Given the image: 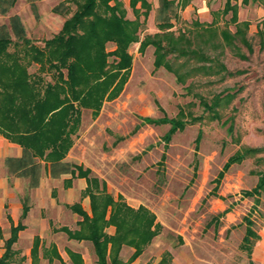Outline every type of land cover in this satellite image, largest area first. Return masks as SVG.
<instances>
[{
    "label": "rangeland",
    "instance_id": "374dc122",
    "mask_svg": "<svg viewBox=\"0 0 264 264\" xmlns=\"http://www.w3.org/2000/svg\"><path fill=\"white\" fill-rule=\"evenodd\" d=\"M82 1L0 0V31L15 42L7 50L27 52L31 76L54 81L47 63L40 66L30 58L33 46L43 48ZM181 1L163 11L160 0H109L134 19L139 38L128 46L132 63L121 91L104 99L95 116L91 108L81 107L62 161L36 157V172L24 169V174L16 171V162L4 159V164L9 175L29 177L20 194L29 207L28 188L43 169L47 177H62L71 174L72 163L89 167L99 183L104 180L107 192L127 204L147 207L155 215L157 232L132 259L134 248L122 244L120 264H156L160 258L163 264H264V188L258 195L244 193L264 171V0ZM96 12L104 13L102 4ZM156 32L183 40L189 52L201 45L208 58L168 53L164 61L172 66H154L155 46H140V40ZM105 45L110 50L115 43ZM43 84H38L40 91ZM146 115L187 122L165 141L169 123L142 122ZM249 148L254 149L218 175L228 156ZM86 195L81 188L74 202L83 206ZM52 202L40 201L42 206L27 219L19 217L35 228L34 236L26 245L25 237L15 244L16 236L6 264H98L88 238L69 237L60 229L62 223L82 232L87 226L80 227L74 213L73 219L68 212L57 220ZM246 215L258 234L249 250L242 243ZM37 218H44L43 229ZM105 230L113 233L115 227ZM6 238L0 225V255Z\"/></svg>",
    "mask_w": 264,
    "mask_h": 264
},
{
    "label": "trees",
    "instance_id": "16d2710c",
    "mask_svg": "<svg viewBox=\"0 0 264 264\" xmlns=\"http://www.w3.org/2000/svg\"><path fill=\"white\" fill-rule=\"evenodd\" d=\"M160 1L163 11L174 3V0ZM241 1L247 3L249 0ZM142 2L145 4L146 0ZM186 2L187 0H182L181 4ZM100 4L103 5L104 13L96 12ZM233 6L234 4L229 5L235 13ZM169 35V32H156L145 34L140 40V46L149 43L155 46L154 66L162 63L172 66V62L164 61L168 53L176 56L189 54L197 58L205 55L201 45H198L196 51L189 52L183 40L173 39ZM109 40L115 46L107 50L105 43ZM138 40L134 19L125 17L116 4H111L109 0H83L64 19L59 31L45 40L43 48L33 46L34 52L30 58L38 61L40 66L47 63V67L55 75L52 82L39 75L31 76L26 66L27 52L20 54L8 51V46L15 42L5 31H0V134L22 148L20 156H7L5 161L16 162V171L20 174L25 171L36 172V157L44 159L46 163L62 161L72 145V134L77 130L81 107L91 108L92 115L95 116L104 99L113 98L121 91L132 63L128 46ZM109 56H112L111 60ZM41 81L44 84L40 91L38 84ZM141 118L142 122L169 123L163 135L165 141L187 122L166 115H146ZM200 138L201 131L198 130L195 148ZM252 149L254 148L228 156L218 175H222L232 162L244 157ZM163 157L164 154L161 155ZM9 167L11 169L10 165ZM70 172L72 176L85 177L87 184L84 190L89 195L91 214L79 203L67 204L81 216L77 224L80 227L86 225L87 230L82 232L66 225H61L60 229L69 237L88 238L92 242L98 264H120L118 252L122 244L134 248L129 259L136 257L157 232L155 215L144 205L134 207L120 196L114 198L106 191L104 180L99 183L97 176L90 175L89 167L72 163ZM263 188L264 171L254 186L244 190V193L258 195ZM28 207L25 198L21 218L25 216ZM110 224L115 227L113 233L105 230ZM23 226L20 220L11 224L10 235L5 239V250L0 255V264H6L9 248L17 231ZM255 237L258 234L252 227L250 216L246 215L243 246L249 250ZM156 264H163V258Z\"/></svg>",
    "mask_w": 264,
    "mask_h": 264
},
{
    "label": "crops",
    "instance_id": "0c3cea01",
    "mask_svg": "<svg viewBox=\"0 0 264 264\" xmlns=\"http://www.w3.org/2000/svg\"><path fill=\"white\" fill-rule=\"evenodd\" d=\"M21 153L22 148L18 143L10 141L0 134V225L3 229V233H5V237L7 238L10 235L11 224H16L19 221L22 211L20 194L24 191L25 186H27L29 177L9 175V172H7V166L4 164V159L7 156H20ZM66 180H69V185L67 184V187H64ZM34 182L35 183H32L33 185L28 188L31 205L24 216L25 219H27L32 212L42 206L39 205L40 201L45 200L48 202L49 199H53L54 202L52 203L58 207L56 208L55 218L59 220V218L61 219L62 217V213L65 215L69 212L71 219H73L74 213L77 215V217L74 218L77 223V220L80 219V215L73 211L67 204H72L75 200H77L78 191L81 190V188H85L87 184L85 177L77 175L72 176L71 174L63 175L62 177H47L46 172L43 169L41 175L36 178ZM53 189L56 191L55 194L51 192ZM113 197L117 198V196L114 195ZM82 205V208L86 210L88 214H91L90 199L88 194L83 198ZM43 220L44 218L36 219L37 225H39L42 229L44 224ZM22 223L24 226L17 231V239L14 243H21V239L25 237L26 239L24 240V243L26 245L32 242L35 228L28 225L27 222ZM62 225L65 224L62 223ZM39 233L40 236H42V230L39 231ZM58 248L60 247L58 246Z\"/></svg>",
    "mask_w": 264,
    "mask_h": 264
}]
</instances>
